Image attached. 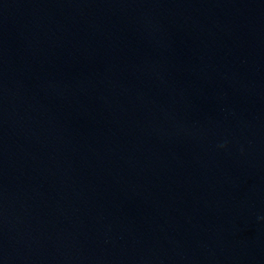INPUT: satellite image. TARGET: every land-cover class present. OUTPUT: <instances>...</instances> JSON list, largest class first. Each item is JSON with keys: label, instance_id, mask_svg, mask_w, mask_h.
I'll return each mask as SVG.
<instances>
[{"label": "water", "instance_id": "obj_1", "mask_svg": "<svg viewBox=\"0 0 264 264\" xmlns=\"http://www.w3.org/2000/svg\"><path fill=\"white\" fill-rule=\"evenodd\" d=\"M0 264H264V0H0Z\"/></svg>", "mask_w": 264, "mask_h": 264}]
</instances>
